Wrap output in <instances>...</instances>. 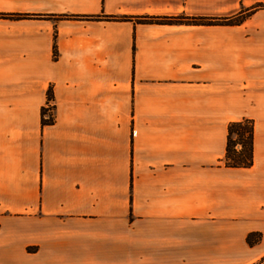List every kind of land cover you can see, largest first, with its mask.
Listing matches in <instances>:
<instances>
[{
  "label": "crops",
  "instance_id": "0c3cea01",
  "mask_svg": "<svg viewBox=\"0 0 264 264\" xmlns=\"http://www.w3.org/2000/svg\"><path fill=\"white\" fill-rule=\"evenodd\" d=\"M258 4L0 0V264L264 263ZM243 119L252 163L225 166Z\"/></svg>",
  "mask_w": 264,
  "mask_h": 264
},
{
  "label": "trees",
  "instance_id": "16d2710c",
  "mask_svg": "<svg viewBox=\"0 0 264 264\" xmlns=\"http://www.w3.org/2000/svg\"><path fill=\"white\" fill-rule=\"evenodd\" d=\"M264 5L258 4L256 7ZM246 14H239L232 17L210 18L205 16H142L141 21H155L159 23H235L242 19ZM54 56L56 54L55 44H53ZM48 99L52 97L51 89L47 91ZM46 110L42 108V123L47 124L53 121L52 117H45ZM252 121L250 119L229 121L226 126V145L224 164L228 167H247L252 163ZM258 233H250L246 239L248 243L258 240ZM264 264V263H261Z\"/></svg>",
  "mask_w": 264,
  "mask_h": 264
},
{
  "label": "built area",
  "instance_id": "2783aa9c",
  "mask_svg": "<svg viewBox=\"0 0 264 264\" xmlns=\"http://www.w3.org/2000/svg\"><path fill=\"white\" fill-rule=\"evenodd\" d=\"M44 109L48 112V117L53 116V106L49 100L46 102Z\"/></svg>",
  "mask_w": 264,
  "mask_h": 264
}]
</instances>
